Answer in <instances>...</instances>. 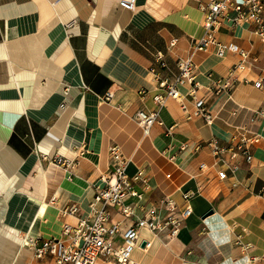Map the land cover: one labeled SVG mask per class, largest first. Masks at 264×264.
I'll return each instance as SVG.
<instances>
[{
	"label": "crops",
	"instance_id": "obj_1",
	"mask_svg": "<svg viewBox=\"0 0 264 264\" xmlns=\"http://www.w3.org/2000/svg\"><path fill=\"white\" fill-rule=\"evenodd\" d=\"M118 2L0 0V264H39L26 238L62 237L63 225L77 222L63 212L68 205L88 213L113 144L128 159V175L144 170L146 204L168 195L181 207L182 192H193L192 213L174 239L140 229L132 264H264V117L254 116L264 104V40L251 24L222 22L216 39L247 51L249 59L232 89L216 95L207 86L240 57L232 51L219 57L215 45L193 49L204 33L205 0H136L132 11ZM157 53L170 76L179 58L191 57L210 123L187 116L194 109L187 86L179 88L187 110L174 99L157 108L150 71ZM139 109H157L162 125L145 135L134 119ZM240 133L261 136L251 162L237 159L236 172L219 180L205 143ZM58 158L72 165H59ZM113 219L123 229L133 221L116 213Z\"/></svg>",
	"mask_w": 264,
	"mask_h": 264
},
{
	"label": "built area",
	"instance_id": "obj_2",
	"mask_svg": "<svg viewBox=\"0 0 264 264\" xmlns=\"http://www.w3.org/2000/svg\"><path fill=\"white\" fill-rule=\"evenodd\" d=\"M135 3L136 0L118 2L120 7L131 11L134 10ZM200 7L204 12V33L194 41L193 49L203 51L210 45H215L219 57L226 51L236 52L240 57V61L233 65L229 74L212 80L207 86V91L219 95L232 89L235 72L246 68L249 54L234 44L218 41L215 32L224 20H228L232 25L248 23L253 25L258 37L264 40V0H205L204 3H200ZM175 41L173 39L170 46L174 45ZM166 69L167 65L162 53H157L156 65L150 68L156 81L153 101L157 108L162 107L167 99H174L180 103L184 111L187 110L185 94L179 89L181 86H187V93L193 98L194 103V109L187 112V116H199L206 123H210L212 114L205 106L204 97L197 96L199 84L196 81V65L191 57L177 60L176 75H167ZM259 82L260 84L264 82V76ZM144 94L145 91L141 90L140 95ZM112 97L113 93L107 91L102 99L108 102ZM254 116L264 117V104L254 111ZM134 119L145 135L153 125H162L157 109L151 111L139 109L135 112ZM173 128L174 125L169 126L167 132H171ZM260 138L257 133H240L232 135L224 142L215 138L207 141L205 145L209 147L215 160L217 178L224 180L229 173H235L239 167L237 163L239 158L250 163L251 146L258 143ZM200 147V144L196 146V148ZM76 150L82 152L81 148ZM108 152L110 169L100 176L99 183L93 185V196L88 202V213L79 215L80 209L77 204L68 205L63 212L76 215L77 222L65 223L62 227V237L26 238L25 244L33 250L34 258L40 262L39 264H94L98 258L116 264H132L131 253L140 246L138 243L140 229L169 241L177 236L184 221L192 213L189 204V199L193 195L191 190L182 192L181 207L168 195L163 196L156 204H146L144 195L149 185L144 170L139 168L133 175H128L126 172L128 159L123 155L120 147L113 144ZM55 162L66 168L72 165L71 161L60 158ZM199 168L206 169L207 165L201 162ZM113 213L123 220L133 221L123 229L120 221L113 219ZM116 236L121 238L119 243L115 242ZM142 244L144 248H148L151 242L144 240Z\"/></svg>",
	"mask_w": 264,
	"mask_h": 264
},
{
	"label": "bare ground",
	"instance_id": "obj_3",
	"mask_svg": "<svg viewBox=\"0 0 264 264\" xmlns=\"http://www.w3.org/2000/svg\"><path fill=\"white\" fill-rule=\"evenodd\" d=\"M102 262H97V264H101ZM105 264H112L110 261L109 262H107V263H105Z\"/></svg>",
	"mask_w": 264,
	"mask_h": 264
},
{
	"label": "water",
	"instance_id": "obj_4",
	"mask_svg": "<svg viewBox=\"0 0 264 264\" xmlns=\"http://www.w3.org/2000/svg\"><path fill=\"white\" fill-rule=\"evenodd\" d=\"M142 245H144V244H142Z\"/></svg>",
	"mask_w": 264,
	"mask_h": 264
}]
</instances>
